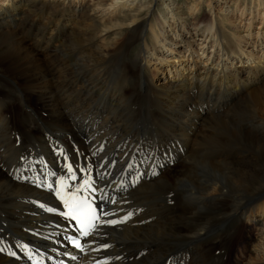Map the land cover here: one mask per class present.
Returning <instances> with one entry per match:
<instances>
[{
    "label": "bare ground",
    "instance_id": "bare-ground-1",
    "mask_svg": "<svg viewBox=\"0 0 264 264\" xmlns=\"http://www.w3.org/2000/svg\"><path fill=\"white\" fill-rule=\"evenodd\" d=\"M248 1L264 14V0ZM166 3L128 0L113 10L108 44L100 41L109 26L97 14L101 2L9 0L0 7V264H165L193 248L196 256L183 264H264L262 242L251 233L260 227L264 235L253 220L264 216V63L249 58L244 67L241 41L215 15L198 33L207 61L171 70L173 80L156 84L149 59L161 55L164 63L173 53L155 14ZM181 38L189 56L200 57ZM12 82L20 90L5 88ZM19 133L40 153L54 146L51 158L34 148L40 165L26 169L24 161L26 170L13 173L16 165L11 171L6 163L20 158ZM173 143L184 157L154 181V149ZM145 145L140 169L129 161ZM89 178L93 187L79 196H92L102 218L79 252L68 235L82 234L56 193L61 179L70 194Z\"/></svg>",
    "mask_w": 264,
    "mask_h": 264
},
{
    "label": "rangeland",
    "instance_id": "rangeland-1",
    "mask_svg": "<svg viewBox=\"0 0 264 264\" xmlns=\"http://www.w3.org/2000/svg\"><path fill=\"white\" fill-rule=\"evenodd\" d=\"M48 1H52V0H48ZM59 1H63V0H59ZM80 1H82V0H80ZM126 1H128V0H117L116 4L114 5L115 7H113L112 6L113 0H94V3H96V2L102 3V6H98L96 8L97 14L100 17L101 16L104 17L103 21L109 25L108 28H105L106 32L102 34V39L100 40L101 42L108 44L110 42V40L114 37L113 33H114L115 29L112 28L111 25H113L114 20H115V17H114L116 14L115 11H117V10L121 11L122 10L121 6H123V4ZM162 1L167 2L166 5L168 4L169 6L167 5V7H166V5H160L159 9L156 11L157 13H155V14L159 16V18H160L159 20H160V22H162L163 27L160 26V31L163 32V33L161 32V37L163 35L162 38H164V37L169 38V39L164 38V42H165V45L169 44L167 46V49L170 46L171 47L170 49H173V53L168 52L165 54L166 55L165 56L166 62H164V63H160V61H159V57H161V55H159L158 57L152 55L151 56L152 58L149 59V61H150L149 62V70H150L151 75L156 76V80H155L156 84H159L160 82H164V81L167 82L169 79L173 80L172 79L173 75H170L171 70H172L173 74H175L176 71L181 70L183 67H185V69L189 70V67L193 65V61H196L198 63H202V62L207 61V59L209 57H206L205 55L202 56L201 54L203 51H199L200 49H205V48H203L204 46H202V48L200 46V44L203 43V40L201 39V37L199 36L198 33L199 32L201 33L204 31L203 30L204 26L208 23L209 19L212 20L213 18H215V15L217 16L218 19H220V22L226 27L227 31L231 34L234 33L237 41L238 40L241 41V46H242V50H243L242 58H243L244 67H247L248 65H250L253 62L249 58H254L255 59L254 62L256 64L264 63V23H262V18H264V14H260V15L258 14L257 3H254V1L251 2V1L246 0L248 2H247V4H245V5H247L245 9H244L243 0H162ZM8 2H9V0H0V7H6ZM137 3L138 2H136L134 4V6L131 7L130 9H134V7L137 5ZM193 8H195V9H193ZM113 10H115V11H113ZM128 10L129 9H125V11H128ZM248 27H250V28H248ZM162 29H165V30H162ZM247 34H250V37ZM179 35L186 36V41L190 42L194 46V49H198L200 57H198L197 54H195L193 56L192 55L189 56V54H191L192 50L187 52L185 46L179 45V42L182 39L181 38L182 36H179ZM162 46L163 45H161V47ZM163 51L167 52L168 50L166 51V48H164ZM215 53H216V48L213 50L210 49L208 56L213 55V57H215ZM215 59H217V60H215ZM215 59L214 60L216 62L214 61V63H213L214 65L218 63L219 58L216 57ZM222 60L225 63H227L228 65H231V61H228L226 58L225 59L223 58ZM236 63L237 62L235 61L234 62L235 66H237V67L241 66L240 63H238L237 65H236ZM253 66H255V65H253ZM114 76H115V73H111L110 75H108V77L111 80L114 79ZM7 78L9 80H5V81H13L14 80L11 75H7ZM13 82L10 84L4 83L5 88H7V89L11 88L14 91L20 90V88L16 84H14ZM1 84L2 83H0V85ZM0 89H1L0 92H3L2 91V89H3L2 85L0 86ZM192 100L194 102L198 101L197 97L196 98L192 97ZM34 105L35 104H33V106ZM32 116L37 117L35 114ZM140 127H142V126H140ZM16 139L18 141V146L22 147V152L20 153L19 159H12L11 161L9 160L11 163H9V161H7L6 164L9 166L10 170H11L13 165H16V167H15L16 169L14 168L15 171H14V169H13V171L11 170L13 173L16 171H22V169L26 170L28 168V166H30L29 164H31V162L33 163V165H40L41 162L37 163L36 160H38V159L37 158H36V160L34 159L35 157H37V155L34 151V148L35 149L38 148L37 153L39 155L44 154V153H40L41 151L39 152V150H41V148L40 149H39V147L36 148V146H35L36 142L33 139H27L21 133H19L17 135ZM154 139H156V138H154ZM53 140H55V139H53ZM155 141H158V140L156 139ZM49 145H50V150L47 153L45 152L46 154L43 155V158L45 160L46 159L49 160L55 151L54 146H52L51 144H49ZM174 146H175V148H174ZM181 146H182L181 144L173 143L170 145V147H167L165 150L164 149H154L155 150L154 151V181L161 178L160 174L162 172L163 173L167 172V169H164L167 166V164L168 165L170 164L171 169H172L173 167H175V165H177L179 160L182 157H184V156H180V155L185 154V149L183 146L182 147ZM31 147H33V148H31ZM149 148H150L149 146L145 145L143 149H141V150L138 149L134 154H131L133 160L130 163L137 162L139 164V167H141V169H142L143 168L142 164L144 163L145 158L149 154ZM181 148L184 151V153H182V152L180 153ZM171 151L173 153H171ZM62 156L64 158L67 157L66 159L68 160L69 163H73V161L75 160V159L73 160L74 156L71 155L69 152H67V150H62ZM133 156H135L136 158ZM166 156H168V157H166ZM31 158H33L34 162L32 161ZM141 158H142V160H141ZM166 158L168 160H166ZM176 158H177V160H176ZM40 160L41 159H39V161ZM135 160H137V161H135ZM24 161L27 162V164H24L25 163ZM22 162L25 165L24 168L26 167V169H24L23 165H21ZM44 162L42 164H44ZM17 165H19V166H17ZM20 165H21V167H20ZM133 165H136V164L133 163ZM32 168L34 169V167H32ZM124 170H127V169H124ZM164 194L169 197V195H171V192H165ZM155 196L156 195L154 194V197ZM253 220H256V221L260 220L259 223H262V225L264 226V216L262 218L255 217ZM259 229H260V227H257V231H252L251 233H253L252 235H253L255 241L262 242V248L264 249V245H263L264 235L261 237V235L258 231ZM262 231L264 232V229ZM256 243H258V242H256ZM193 249L196 250V248H193ZM233 249H234V251H232ZM194 250L189 252L187 255H184L185 257L184 256L179 257V255L182 252H180V253L177 252L174 254L173 258L170 257L168 261H170L171 264H175V263L177 264L178 258L183 260L186 257H187L186 259L191 258L192 256L195 257L196 252ZM232 250H231V256L235 255V250H238V245L235 244V246L232 248ZM232 252H233V254H232ZM175 255H177L178 258ZM193 257L191 259H193Z\"/></svg>",
    "mask_w": 264,
    "mask_h": 264
},
{
    "label": "snow or ice",
    "instance_id": "snow-or-ice-1",
    "mask_svg": "<svg viewBox=\"0 0 264 264\" xmlns=\"http://www.w3.org/2000/svg\"><path fill=\"white\" fill-rule=\"evenodd\" d=\"M69 178L75 180V173L71 165H67ZM90 171V169H89ZM51 187V185H49ZM65 180H60V189L57 191V196L64 203L68 211L65 215L72 220H75L79 226L80 231L84 236H88L91 230L96 226L95 222L99 219L96 215V209H94L87 201V199H80L79 194L82 193L85 189H91L93 187V182L91 179H86L83 182V185L77 186L74 192L67 194L65 189L70 188ZM116 223V222H113ZM76 247L79 248L80 244L78 241L74 242Z\"/></svg>",
    "mask_w": 264,
    "mask_h": 264
}]
</instances>
